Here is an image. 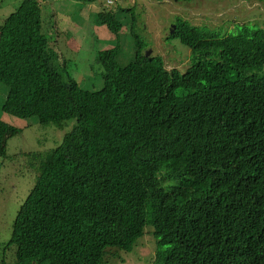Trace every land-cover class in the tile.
Here are the masks:
<instances>
[{"label":"trees","instance_id":"trees-1","mask_svg":"<svg viewBox=\"0 0 264 264\" xmlns=\"http://www.w3.org/2000/svg\"><path fill=\"white\" fill-rule=\"evenodd\" d=\"M97 21L117 44L98 54L96 91L59 64L73 51L42 32L39 0H22L0 26L2 111L23 123L0 120V158L33 117L77 120L56 148L28 155L38 176L13 225V264H106L148 225L154 264H264L263 28L221 35L176 21L169 37L192 52L182 73L143 55L138 37L120 65L123 23L112 12Z\"/></svg>","mask_w":264,"mask_h":264},{"label":"rangeland","instance_id":"rangeland-1","mask_svg":"<svg viewBox=\"0 0 264 264\" xmlns=\"http://www.w3.org/2000/svg\"><path fill=\"white\" fill-rule=\"evenodd\" d=\"M39 1L42 32L51 39V44H55L58 37L53 36L64 31L62 37H66L70 47L75 50L64 58L65 62L58 56L59 64L65 63L71 77L80 81L81 87L89 91L100 90L104 86L101 78L103 66L98 61L99 52L117 44L116 37L108 41L99 30V27H103L97 21V15L101 12L115 13L123 23L119 42L120 65L126 66L135 59L138 37L143 55L151 52L150 57H161L169 71L179 69L182 73L192 64V52L178 38L169 37L176 21L185 20L194 26H205L221 35L235 33L244 24L264 30V1L259 0ZM21 2L0 0V26ZM134 15L137 23L132 29ZM7 93L8 87L0 82V120L14 127H22L21 119L14 118L12 123L10 116L2 111ZM29 122L31 127L24 128L21 134L9 140L7 158H0V264H13L16 260V246H8V243L18 211L34 188L38 176L29 153L56 148L77 120H67L59 127L54 124L43 126L36 117ZM17 160H20L21 167L16 170ZM150 229L153 227L146 226L144 235L131 252L123 251L121 257L107 255L106 264H154L157 240L147 236Z\"/></svg>","mask_w":264,"mask_h":264},{"label":"crops","instance_id":"crops-1","mask_svg":"<svg viewBox=\"0 0 264 264\" xmlns=\"http://www.w3.org/2000/svg\"><path fill=\"white\" fill-rule=\"evenodd\" d=\"M99 30H101L102 32H104L105 31V29H104V27H99ZM63 34V33H62ZM62 34L60 35V36H58V39L56 40V47L57 46H63V44H64V38L62 37ZM107 36H109V35H106V37ZM108 39H112V38H108ZM66 45L68 46V48L69 49H71L72 51H75L74 49H72L71 47H70V44H69V40L66 38ZM75 79V78H74ZM76 80V79H75ZM76 81H78V80H76ZM78 82H80V81H78Z\"/></svg>","mask_w":264,"mask_h":264},{"label":"water","instance_id":"water-1","mask_svg":"<svg viewBox=\"0 0 264 264\" xmlns=\"http://www.w3.org/2000/svg\"><path fill=\"white\" fill-rule=\"evenodd\" d=\"M175 29H176V25H174L173 28L171 29L172 34L174 33ZM150 53L151 52L147 53V55H146L147 58L149 57Z\"/></svg>","mask_w":264,"mask_h":264},{"label":"clouds","instance_id":"clouds-1","mask_svg":"<svg viewBox=\"0 0 264 264\" xmlns=\"http://www.w3.org/2000/svg\"><path fill=\"white\" fill-rule=\"evenodd\" d=\"M110 3H112V1H110ZM175 30H176V29H175ZM171 34H172V33H171ZM150 54H151V53H150ZM149 57H150V55H149ZM149 57H148V58H149ZM73 79H74V78H73ZM15 246H16V245H15ZM16 252H17V249H16ZM156 256H157V255H156ZM156 256H155V259H156Z\"/></svg>","mask_w":264,"mask_h":264}]
</instances>
